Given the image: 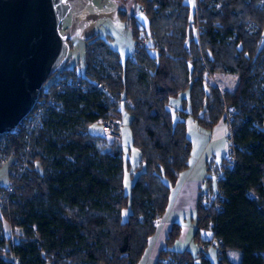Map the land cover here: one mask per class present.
<instances>
[{
  "label": "trees",
  "instance_id": "trees-1",
  "mask_svg": "<svg viewBox=\"0 0 264 264\" xmlns=\"http://www.w3.org/2000/svg\"><path fill=\"white\" fill-rule=\"evenodd\" d=\"M140 1L148 45L122 61L106 40L87 37L86 76L60 68L35 106L46 98L41 127L29 138L24 130L6 137L0 154L13 157L15 191L0 208V264H139L172 183L190 166V115L210 128L229 118L237 153L236 166L223 168L218 182L221 210H205L200 198L195 239L208 227L222 243L219 264H264V0H196L194 7L189 0ZM216 73L237 75L236 87L213 84ZM186 91L177 119L171 103ZM111 97L128 100L133 144L145 165L129 194L121 141L88 130L99 116L121 112ZM101 139L110 145L102 148ZM4 220L23 229L19 240L5 234ZM179 230L173 224L155 264L168 257L178 260L172 264H213L207 255L169 250ZM231 250L239 251L238 262Z\"/></svg>",
  "mask_w": 264,
  "mask_h": 264
},
{
  "label": "rangeland",
  "instance_id": "rangeland-1",
  "mask_svg": "<svg viewBox=\"0 0 264 264\" xmlns=\"http://www.w3.org/2000/svg\"><path fill=\"white\" fill-rule=\"evenodd\" d=\"M189 2L191 3L192 7L196 5V0H189ZM71 4L72 9L63 19L60 25V31L69 37L70 44L68 59L64 63V65L61 66V68L63 69L77 67L76 71L80 74L85 71V56L87 51L86 38L93 34H97L99 37L106 40L110 44V46L119 53L121 60L125 61L133 53L136 40L141 37H145L149 31V20L146 17V13L141 12V8L146 9L145 2H142L140 0H128L127 2H125V0H72ZM86 12L93 16V20L81 18V16ZM131 15L136 16L135 22L131 20ZM91 21L93 22L91 23ZM134 29L137 32V37L135 38L133 36ZM57 75L58 77H60V73L58 74V71L52 77H50V79L46 82V85L49 86L50 83L55 81ZM223 77L224 76L222 75V73H216L214 74L213 78H211V80L213 84L218 83L222 90H225L226 87H232L235 83L233 77H227L226 81L223 79ZM187 95L188 91L183 92L180 97L172 100L171 108L174 111L177 119H180V115L177 110L181 109V97ZM120 111L123 114L124 120V124L120 128V139L122 145L121 148L124 162L123 186L125 193L129 194L131 192L135 180L137 179L141 171L144 170L145 165L141 161L140 150L133 144V134L131 130V115L128 112L127 108L124 107V105L121 106ZM185 121L187 124L188 134L194 144L192 155L190 158V161L192 163V161H194L196 157L199 156L198 153L201 150L200 138L201 136L203 138L201 130H203L204 128L191 115L186 117ZM88 130L94 135L104 136L101 125L97 122L90 124ZM228 134L226 137L224 151L226 145L228 144ZM108 139L110 142L113 141L111 137H108ZM99 142V145L102 148L110 145V142H108L106 139H101ZM116 143L118 144V140L116 141ZM12 163V156L6 155L3 158L0 157V189L9 185V183L11 182L10 174L14 173L13 169L11 168ZM223 168H225L224 165ZM180 180L181 176L179 175L175 183H172L171 185L168 205H170L171 203V195L173 194L174 189L180 183ZM214 191H211L207 185L206 189L202 191V202L207 196L210 197L212 194H214ZM128 212V210L124 211V215H127ZM198 213L199 212L197 211L196 233L198 232L199 227ZM166 215L167 210L164 214L160 215L157 218V230L155 232V235L158 234L161 228H164L163 224L166 223ZM179 228L180 230L177 238H179L182 234L183 225L179 224ZM206 228L201 229L200 235L199 237H197L198 240L195 239L199 245L206 243L204 241L207 239H204L203 236L208 237L209 240L213 239V233L211 229H209L208 227ZM4 231L7 236L13 238L14 240H19L23 229L11 228L9 222L7 220H4ZM196 233L194 238H196ZM175 242L176 241H174V243ZM149 253L150 252L148 251L146 255H143L139 264H155V260L153 259L154 255L151 257L150 255H148ZM194 254L197 256V252ZM229 254L231 259L236 261L238 259L237 256H239L240 253L237 250H232ZM206 255L210 258L213 264H219V256L213 244H211Z\"/></svg>",
  "mask_w": 264,
  "mask_h": 264
},
{
  "label": "water",
  "instance_id": "water-1",
  "mask_svg": "<svg viewBox=\"0 0 264 264\" xmlns=\"http://www.w3.org/2000/svg\"><path fill=\"white\" fill-rule=\"evenodd\" d=\"M71 9L68 0H0V138L17 130L67 61L60 25Z\"/></svg>",
  "mask_w": 264,
  "mask_h": 264
},
{
  "label": "crops",
  "instance_id": "crops-1",
  "mask_svg": "<svg viewBox=\"0 0 264 264\" xmlns=\"http://www.w3.org/2000/svg\"><path fill=\"white\" fill-rule=\"evenodd\" d=\"M223 79L226 81L227 77L231 76L234 79L232 87H226L225 90H232L238 83V76L230 73H222ZM237 77V78H236ZM201 130V150L194 161H190V166L180 173L181 180L171 195V203L167 208L166 223L164 228L159 230L158 234L151 237L149 247L145 253L149 251L151 257L155 260L159 255L161 249L166 248V237L172 228V225L179 223L183 225L182 234L176 242L168 247L169 250L178 252L186 249L196 253L199 244L196 242L194 236L196 233V216L202 191L208 185L211 191H216L219 188L218 182L223 176V161L222 154L226 144V137L228 134V124L224 119H221L213 127H205ZM194 146V144H193ZM193 150V149H192ZM218 160V161H217ZM221 160V161H219ZM214 191V192H215ZM208 239V237H204ZM197 249V250H196ZM232 251V250H231ZM230 251V252H231ZM229 252V253H230ZM230 257V254H229ZM238 259L234 262H238Z\"/></svg>",
  "mask_w": 264,
  "mask_h": 264
},
{
  "label": "built area",
  "instance_id": "built-area-1",
  "mask_svg": "<svg viewBox=\"0 0 264 264\" xmlns=\"http://www.w3.org/2000/svg\"><path fill=\"white\" fill-rule=\"evenodd\" d=\"M141 12H145V9L141 8ZM151 38L148 36L141 37L136 40L135 47L133 50V53L129 56L131 59H134L135 56L140 52L141 49L145 48L148 45V41ZM82 75L85 77L86 73L83 72ZM69 83L72 82V84L77 83V80H68ZM58 84V83H57ZM56 84V88L58 89L59 86ZM92 84V82H91ZM97 89L103 90L106 89V86L103 82H95L93 83ZM79 85V84H78ZM88 84L86 82H83L81 87L83 89H86ZM52 87L46 86L45 91L46 93H50L52 91ZM110 102H117L119 103V108H121L122 105L126 108L127 105V99H116L111 97ZM39 101V100H38ZM46 102V98H43L40 100L39 105L32 110V112L22 121V123L19 125L17 130L13 133H18L21 130H24L26 132V137L29 138L35 130H37L39 127L42 125V118L44 116V108L43 104ZM97 123L101 125L102 131L104 133V136L106 137H111L112 139L121 141L120 139V128L124 124L123 120V114L120 112L119 114L116 115H109V116H99L98 119L96 120ZM227 124L229 125V134H228V144L226 145L225 151L222 155V161L223 165L227 169H233L236 166L237 162V153H236V144L234 142L233 138V133L230 125V120L227 118ZM9 134L2 135L0 138V152L3 146V143L5 142L6 137ZM26 138V139H27ZM28 144V139L26 140ZM29 150V148H28ZM1 156V154H0ZM5 156V155H4ZM3 155L1 156L2 158L4 157ZM27 158V157H26ZM15 191V186L13 183H9V185L2 187L0 189V208L3 207V205L7 202L8 197L10 194H12ZM249 195L251 197L257 198L256 194L254 193L253 190L249 191ZM224 200V193L221 189H217L214 194H212L210 197L207 196L203 202V208L205 210L209 211H219L222 208V201ZM211 244L214 245L217 254L219 258L223 256V249H222V243L216 239L213 238L210 240L209 243L201 244L198 246V251L197 255H206L208 249L210 248ZM162 261L166 264H172L178 262L176 259H172L171 257L168 258H163Z\"/></svg>",
  "mask_w": 264,
  "mask_h": 264
},
{
  "label": "flooded vegetation",
  "instance_id": "flooded-vegetation-1",
  "mask_svg": "<svg viewBox=\"0 0 264 264\" xmlns=\"http://www.w3.org/2000/svg\"><path fill=\"white\" fill-rule=\"evenodd\" d=\"M68 1H72V0H68ZM89 13H85V14H83L82 16H81V18H84V19H90V20H93L92 18H93V16L91 15V14H89Z\"/></svg>",
  "mask_w": 264,
  "mask_h": 264
}]
</instances>
